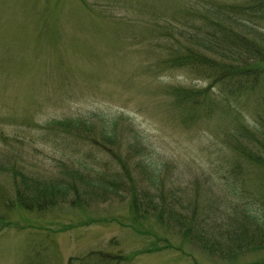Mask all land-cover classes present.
<instances>
[{
  "label": "rangeland",
  "instance_id": "374dc122",
  "mask_svg": "<svg viewBox=\"0 0 264 264\" xmlns=\"http://www.w3.org/2000/svg\"><path fill=\"white\" fill-rule=\"evenodd\" d=\"M239 2L0 0V264L99 250L101 264H264V170L231 177L233 114L219 103L187 112L177 89L207 82L166 60L187 43V10ZM19 172L66 183L67 195L43 210L7 207ZM162 200L188 224L152 209ZM218 231L219 244L206 240Z\"/></svg>",
  "mask_w": 264,
  "mask_h": 264
},
{
  "label": "trees",
  "instance_id": "16d2710c",
  "mask_svg": "<svg viewBox=\"0 0 264 264\" xmlns=\"http://www.w3.org/2000/svg\"><path fill=\"white\" fill-rule=\"evenodd\" d=\"M190 11L187 10L185 17H181L187 21L188 32H184L188 33L184 36L187 43L172 51L166 60L168 65L171 62V67L188 66V69L199 73L207 85L202 89H177L180 93L176 95V102L182 101L189 113L202 108L209 115L211 106L219 103V110L233 114L236 123L229 129L227 141L236 153L230 164V174L237 180L241 174L238 171L241 166H256L264 170V0L225 3L223 9L210 12L205 10V14L195 15L196 18L189 16ZM216 16L220 18L217 19ZM74 123L75 127L85 133L91 131L90 121L80 123L77 119ZM60 124L64 127L66 123ZM114 138L111 131L102 132L104 143L110 144ZM19 174L20 180H15L14 199L5 202L7 207L18 204L27 210H43L67 195L66 183L33 180L21 172ZM153 174L155 175V170ZM114 179L119 180L117 177ZM259 179H264V174ZM111 186L119 185L111 182ZM91 187L94 190L97 186ZM150 199L146 200L151 202ZM167 202L170 201L153 202L152 209H157L158 205L161 214L175 219L180 227L187 225L189 221L185 214L175 210V203ZM257 212H263L260 218L264 227V206ZM248 217L255 218L251 212ZM211 227H215L214 224ZM217 236L218 238L207 236L206 240L210 239L213 245L219 244V231ZM91 255L92 259L90 255L80 259L72 257L69 264L110 262L109 255L100 250Z\"/></svg>",
  "mask_w": 264,
  "mask_h": 264
}]
</instances>
